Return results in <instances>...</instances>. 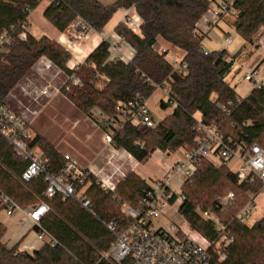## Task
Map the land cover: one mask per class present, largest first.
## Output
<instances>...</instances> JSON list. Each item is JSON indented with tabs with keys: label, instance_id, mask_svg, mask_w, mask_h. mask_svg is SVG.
Segmentation results:
<instances>
[{
	"label": "trees",
	"instance_id": "obj_1",
	"mask_svg": "<svg viewBox=\"0 0 264 264\" xmlns=\"http://www.w3.org/2000/svg\"><path fill=\"white\" fill-rule=\"evenodd\" d=\"M219 1L225 0H117L109 6L97 0L52 1L44 9L43 17L58 32H64L78 18L91 30L100 32L120 9L132 8L140 20L137 34L124 24L115 29L135 51L131 61L110 60V44L102 41L75 70L82 86L72 87L64 95L93 121V109L112 118L119 102L135 97L147 100L156 86L168 85L169 99L159 105L162 109L173 107V111L155 128L139 130L125 124L113 132V147L126 151L140 164H145L155 151L170 154L179 148H195L196 139L203 136L196 130L198 121L219 128L223 139L233 147L246 149L257 144L264 149V91L252 89L245 98H239L225 80L233 68V57L228 58L224 49L204 55L201 42L205 36L193 31L206 10ZM231 1L235 32L246 44L253 45L264 33V0ZM38 6L36 0H0V33L11 27L15 31L14 41L0 55V104L6 103L11 92H17L16 86L28 78L42 57L66 78L71 74L66 66L70 55L55 41L47 37L36 39L28 33L23 41L17 38L28 24L30 12ZM159 41L182 52L188 65L185 74L172 73L164 56L154 50ZM99 83L102 88L97 87ZM222 106L226 109L222 110ZM28 146L41 151L47 172L60 170L64 159L49 143L34 136ZM27 166L0 135V189L22 208L41 201L47 203L50 211L41 224L58 245L51 248L44 244L32 253L20 251L18 244L7 248L1 241L6 230L0 223V264H114L102 258L115 240L106 225L113 222L117 235L125 231L130 219L122 214L121 205L136 206L148 186L146 182L128 171L114 191L105 193L90 175L86 191L92 203L89 213L73 199L63 200L60 195L46 199L43 193L47 183L42 175L22 180ZM259 189L258 181L240 182L227 166L216 168L200 159L195 174L181 188L184 200L179 214L191 229L212 239L216 235L215 225L201 218L196 205L218 215L217 199L233 193L232 204L219 220L229 224L228 230L234 237L222 264H264V215L251 226L235 219L247 204L248 194H257ZM174 201L173 197L171 204ZM120 264L134 263L127 258Z\"/></svg>",
	"mask_w": 264,
	"mask_h": 264
},
{
	"label": "built area",
	"instance_id": "obj_2",
	"mask_svg": "<svg viewBox=\"0 0 264 264\" xmlns=\"http://www.w3.org/2000/svg\"><path fill=\"white\" fill-rule=\"evenodd\" d=\"M39 4L51 3L54 0H36ZM33 11L30 12V14ZM235 13L231 0L219 1L206 10L203 16L195 23L194 32L198 35H207L223 18ZM29 18V17H28ZM124 25L132 33H139L140 20L137 15L128 16ZM74 30L73 43L81 42L85 35L91 30L89 25L82 19H76L72 23ZM27 25L23 26V31L17 35L19 40H25L27 35ZM14 28L11 27L0 33V55L7 51V48L14 41ZM120 44L110 46L114 53L110 55V60H122L125 57L117 48L121 43H125L122 38H118ZM232 42L229 35L223 39L225 46ZM258 47H264V34L257 43ZM154 50L163 55L172 69V73L185 74L188 65L183 55L177 54L173 49L157 45ZM204 55L209 53L203 51ZM261 65H264V53L261 56ZM39 70L55 69L54 65L42 57L34 66ZM33 68V69H34ZM71 74L66 78L60 87H55L50 82L40 86H34L29 78L16 86L17 92H11L6 103L0 104V135L4 137L13 147L14 151L28 163L27 168L22 173L23 181H29L40 175L47 183L43 196L52 199L60 195L63 200L73 199L84 210L91 213L92 203L86 191L90 182V175L98 178L88 168H84L69 155H62L64 163L60 170L54 173L46 171V165L41 151L38 148H29L28 143L34 138L31 131V123L38 115L33 110L35 104L39 105L41 100L68 92L70 88H80L82 83L75 73V68H70ZM61 73L55 69V76ZM242 80L250 84L252 89L264 91V67L257 66L252 70L242 74ZM157 89L165 93L169 99V93L164 85L156 86ZM65 96V95H64ZM10 102H13L10 104ZM147 100L135 97L125 102H119L116 107V116L109 118L99 110L91 111L94 124L104 134V142L112 144L114 130H120L125 124H132L139 130H148L156 127L152 114L147 107ZM226 108L222 106V110ZM94 115V117H93ZM196 130L203 134L196 139V147L186 150L179 148L182 156L171 165L163 163V173L158 179L150 183L144 190L138 204L130 206L126 203L121 205L122 214L130 219L129 226L121 234L114 233V223L106 225L107 229L114 234L115 240L109 249L102 254V258L114 264H120L125 259L130 258L134 264H222L226 258V250L233 243L234 237L228 230L229 224L224 225L219 222L215 214L211 211H202L200 216L215 225L216 235L208 239L199 232L191 229L189 223L181 216V221L176 223L168 221L162 227L156 228L152 223L161 217H168L167 209L174 206L176 213L183 203L184 197L173 189V183L177 184L181 190L185 182L190 180L195 174L200 159L205 160L213 167L219 168L227 166L230 160L235 159L238 169L233 171L237 174L240 182L252 183L258 181L260 189L257 194H248L247 204L238 212L236 220L245 226L251 222L255 200L259 194H264V149L257 144L249 148L241 149L233 147L229 141H225L221 131L215 126H206L199 121ZM162 154V153H161ZM163 155L159 161H163ZM111 157L106 164L112 167V172L106 176V180H98L97 184L103 192L114 191L115 184L113 178H123L125 174L119 166L112 164ZM175 198L171 204V199ZM217 209L224 212L233 200L234 194L229 193L223 198H219ZM50 211V207L44 201L22 208L8 195L0 189V215L12 218L17 214L21 215L20 223L29 221L34 229L38 242L47 244L51 248L58 245L57 240L42 226L43 217ZM185 226V228H184Z\"/></svg>",
	"mask_w": 264,
	"mask_h": 264
},
{
	"label": "rangeland",
	"instance_id": "obj_3",
	"mask_svg": "<svg viewBox=\"0 0 264 264\" xmlns=\"http://www.w3.org/2000/svg\"><path fill=\"white\" fill-rule=\"evenodd\" d=\"M46 4V2L39 4V7L32 12L31 18L29 20L27 30L34 37L49 35L52 30V27L42 16L43 7H45ZM225 19L227 20V24L231 27L235 16L231 14L226 16ZM229 26H220V28L214 27L210 34L207 37H204L202 40V45L204 51L208 53L224 49L227 54L233 55L237 51V54H234L236 66L233 68V70H231L229 79L232 78L231 83L236 94L241 98H245L252 90V86L242 80V73L250 71L254 67H248L246 65V61L249 56V48L247 51L244 50L243 39ZM226 35H229L232 40L231 44L227 46L223 44V39ZM258 41H256L253 45H250L251 48H257ZM261 49L264 50V47H261ZM174 51H176L177 54H182L178 50ZM34 69H32V72L27 76L28 78L33 77V80L30 78L29 79L34 86L40 88V86H43V84L45 85L47 82L55 85V87L60 85V81H56L57 79L53 76V72L50 70ZM239 71L241 72L238 74ZM234 76L235 78H233ZM102 86L103 85L101 83L97 84L98 88H102ZM164 88L166 91H168L169 87L168 85H164ZM160 101H166L165 93L162 90L156 88L155 92L150 96L149 99H147L146 102L147 107L149 108L156 123L161 122L173 111V107L162 109L159 105ZM11 103L13 102H10V104ZM32 108L38 112V115H36L31 123V130L34 136L41 137L60 155L64 154L73 157L79 163V165L84 168H88V166L93 163L98 165V167H101L100 155L104 148L101 143L102 133L97 126L93 125L89 117L79 111L66 96H58V98H54L53 96L50 99H43L39 105L35 104ZM196 118H198V115H196ZM185 149L188 150V148ZM161 153L167 154L163 151L160 153L159 151L158 153H153L145 164H139L133 169V171L141 178H145L147 181L160 177L163 173V162L171 163L176 159V155H173L175 152H173L168 156H165L163 162L159 161L158 158L160 156L159 154ZM132 163L130 162V164ZM228 168L231 171H236L238 169L237 161L235 159L230 160L228 163ZM108 174H110V172ZM172 185L173 189L178 193V195H180L181 190L178 188L177 184L173 183ZM202 210L203 209L200 205H196V212L199 215ZM226 211H228V207L226 208ZM226 211L215 215L216 219L219 221L220 216L225 215L224 213ZM167 215L169 218L166 216L161 217L159 220L154 221L152 225L156 228H159L166 225L168 221H173L176 223L181 221V215L176 213L174 206H170L167 209ZM263 215L264 194H259L255 200V208L249 226L253 225V223ZM0 221L6 227V234L4 237L5 242L8 245L17 243L19 241V233L23 231V229L21 231L15 230L13 222L6 220L4 215H0ZM35 238L34 232L31 231L30 234L21 242L19 249L31 251L33 248L38 247L40 242H38Z\"/></svg>",
	"mask_w": 264,
	"mask_h": 264
},
{
	"label": "crops",
	"instance_id": "obj_4",
	"mask_svg": "<svg viewBox=\"0 0 264 264\" xmlns=\"http://www.w3.org/2000/svg\"><path fill=\"white\" fill-rule=\"evenodd\" d=\"M100 4L104 5V6H109V5H112L114 4L117 0H97ZM48 4H46L47 6ZM43 7V10H42V16H43V11L44 9L46 8ZM39 7V6H38ZM37 7V8H38ZM36 8V9H37ZM35 9V10H36ZM34 10V11H35ZM31 15L32 13L29 15V18H28V23H29V20L31 18ZM132 15H136L134 10L132 8L130 9H120L119 11H117L113 17L111 18V20L108 22V24L100 31V32H95L93 30H90L84 37V39L79 42V43H73L72 41V36H73V33H74V30L72 28V26L68 27L64 32H58L55 28H53L50 24V26L52 27L51 29V32L49 33V35H42L40 37H34L28 30H27V33L30 34L31 36H33L34 38L36 39H39L41 37H47L53 41H55L56 43H58L61 47H63L70 55V59L68 60L66 66L68 69L70 68H78L79 66H81L86 58L90 55V53L102 42V41H107L110 46H117L120 44L118 38L120 36H118L115 32V29L116 27L119 25V24H124L126 18L128 16H132ZM44 18V17H43ZM45 19V18H44ZM49 23V22H48ZM220 26L222 27H227L229 26L227 24V20L225 18H223L215 27L216 28H220ZM230 27V26H229ZM214 28V27H213ZM212 28V29H213ZM234 31V26L233 24L231 25V27ZM211 29V30H212ZM210 30V32H211ZM210 32L205 35V37H207ZM227 36V35H226ZM121 38V37H120ZM244 41V40H243ZM203 42V41H202ZM202 42H201V45H202ZM119 43V44H118ZM158 44L160 46H164V47H168L165 43H163L162 41H159ZM243 47H244V50L247 51V49L249 48V56L247 58V61H246V65L248 67H257V66H261V67H264V65H261V56L262 54L264 53V50H262L260 47H257V48H251V46L249 44H246L244 42L243 44ZM117 48H120V52L121 54L123 55V57H125V62H129L133 59V57L135 56V51L129 46L127 45L126 43H121L120 46H118ZM202 48H203V45H202ZM204 50V48H203ZM176 52V51H175ZM237 52V51H236ZM235 52V53H236ZM113 51L110 50V55H113ZM182 53V52H181ZM234 53V54H235ZM229 55L227 54L228 58H231L233 57V60H234V64H233V68L236 66V61H235V55ZM237 54V53H236ZM179 55H183V54H179ZM232 68V70H233ZM35 70V69H34ZM51 72H53V76L55 75V69H51L50 70ZM49 71V72H50ZM238 71V70H237ZM241 71L238 72V74L240 73ZM244 73V72H243ZM242 73V74H243ZM34 74V73H33ZM231 74V71L230 73L228 74V77L226 79L227 83L233 88L232 86V78L229 79V75ZM236 76V75H235ZM235 76L233 78H235ZM30 79L33 80V77H29ZM55 78L57 79L56 81H60V85L58 87H60L62 85V83L66 80V77L62 74V73H59L57 76H55ZM55 84V83H54ZM44 85V84H43ZM55 86V85H54ZM58 96L60 97H64V95L62 94H57L54 96L58 98ZM238 96V95H237ZM239 97V96H238ZM241 98V97H239ZM42 101V100H41ZM55 102V101H54ZM91 121V120H90ZM94 124L93 121H91ZM96 126V125H95ZM32 131V130H31ZM33 133V132H32ZM102 135H101V143L102 145L104 146L103 148V151L101 152V155H100V159H101V167H98V165L96 164H91L88 166V169L93 173V174H97L98 175V180H106L107 178H105L106 176H108L109 172L111 173L112 172V167L111 166H108L106 164V161L108 158L111 157V161H112V164L115 165V166H119L122 170V172L124 174H126L128 171H133V169L138 166L140 163H138L133 157H131L126 151L122 150V149H116L113 147V145H108L104 142V134L103 132L101 131ZM34 136V135H33ZM161 151H159L160 153ZM154 153H158V151H155ZM64 155V154H62ZM161 157L163 155V157L165 158V156H168L169 154H159ZM173 155H176V159L173 161V162H163V163H166L167 165H171L172 163H174L175 161L179 160L182 158L181 154L179 152H175L173 153ZM159 159V158H158ZM164 160V159H163ZM130 162L132 164H130ZM131 166V167H130ZM134 172V171H133ZM163 172V171H162ZM135 173V172H134ZM138 175V174H137ZM139 176V175H138ZM140 177V176H139ZM141 178V177H140ZM122 179V178H113L112 181H113V184H117L119 182V180ZM142 180H144L146 182L147 185H149L150 183H152L154 180L158 179V178H153V179H150L149 181H147L145 178H141ZM6 220H9V221H12L13 222V225L15 227V230H22L20 233H19V241L15 244H12V245H8L5 240H4V237H5V234H6V231H5V234L2 238V243L7 247V248H12L14 245H17L18 244V248H19V245L21 244V242L30 234L31 231L34 232V229L31 227V223L29 221H26L24 223H20V220H21V215L20 214H17L15 215L14 217L12 218H6ZM0 223L4 226L5 230H6V227L5 225L0 221ZM35 234V232H34ZM36 237V236H35ZM36 239V238H35ZM37 240V239H36ZM42 247V244L40 243V245L36 248H33L31 251H25V252H28V253H32L33 251L35 250H38ZM20 251H24L22 249H19Z\"/></svg>",
	"mask_w": 264,
	"mask_h": 264
}]
</instances>
